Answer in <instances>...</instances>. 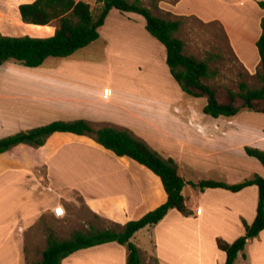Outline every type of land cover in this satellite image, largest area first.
Instances as JSON below:
<instances>
[{"label": "crops", "instance_id": "0c3cea01", "mask_svg": "<svg viewBox=\"0 0 264 264\" xmlns=\"http://www.w3.org/2000/svg\"><path fill=\"white\" fill-rule=\"evenodd\" d=\"M32 1L34 0H17V11L20 18L19 4ZM259 2H264V0H176L169 4L170 6L164 5V8L171 16L193 17L208 25L219 24L232 55L242 65L245 72L254 75L260 69L261 62L257 42L262 33L261 22L264 18V7L260 6ZM40 26L49 27L51 24ZM52 28L51 32L41 30L23 34L6 33L0 30V35L28 34L46 37L54 34L56 27ZM103 36H107V45L104 48H109V51L111 49V56H120L117 52L121 53V50L116 51L112 45L115 42H123L135 62H140L137 58H141V61L146 63L144 66L136 65L135 69L138 68V70L133 71L140 73L142 75L140 77L149 81L152 86L156 85L155 87L162 91L160 96L171 101L178 95L177 98L182 100L184 92L170 73L166 62V48L147 31L146 19L142 15L112 9L104 25L100 27V37ZM69 67L60 66L52 69L51 72H59L58 69L67 70ZM51 74L46 77L45 88L40 85L33 86L41 93L39 96H37L38 93L33 94V103L18 105L14 103L15 98L13 97L4 99V102H11L10 105L0 102L2 126H18L13 122L10 123L11 121H6L5 118L16 119L15 122H19L21 111H23L25 120L36 119L38 115L48 117L50 113H55L57 116L65 114L77 117H73L74 120L86 119L91 125L92 122H96L99 126L94 127L95 129L105 125L116 128L126 127L132 131L135 129L136 131H133L135 135L147 138L146 140H149L148 142L152 145L154 142L150 138L160 137L163 133L174 138L186 135L190 138L189 144L174 140L159 146L154 145L158 147L154 150L177 162L184 178L183 163L185 162L178 153L185 152L187 146L189 148L187 152L189 164L187 165L190 171H194V165H196L194 163H198L195 161L197 154L204 158L222 155L217 160H210L212 163L205 164L209 175L200 180L212 179L236 184L252 178L255 174L264 176L262 163L245 151L246 146L264 150V113L242 110L233 116L213 118L212 116L207 117L208 114L204 112V114L193 112L179 115L178 118L177 116L171 118L179 123L177 125L178 134L174 130L167 128L164 130V126L159 127L160 122L165 121L166 115L146 114L141 120L146 124L139 122L140 125H138L142 129L138 130L137 127L134 128L131 125L133 121L128 120V115L109 108L111 105L117 107L116 103H104L106 108L98 106L99 101L94 97L93 88H86L80 83H70V81L61 80L53 73ZM131 81L134 82L132 79ZM0 84L1 89L5 90L6 84L3 82ZM143 84L145 88L151 87L146 83ZM44 89L52 92L50 96L42 95ZM164 98H162L163 101ZM44 101L45 103H41ZM59 118L55 120H66ZM144 125L155 129L156 135L148 132ZM59 137L65 138L59 140ZM69 138L80 140L77 144L91 148L90 150H96L95 146L103 149L93 138L86 135L55 134L48 141V146L52 151H49L47 146L41 147L46 151L45 174L39 169L42 165H34L43 185L49 184V180L44 176L51 175L50 159L62 143L71 140ZM65 143L63 147L69 145ZM175 143H178V146L180 144L178 151L174 148ZM152 145L150 146L153 148ZM16 147L27 148L28 146ZM203 149L210 151L204 153ZM108 152L110 154H103V156L100 152L93 155L91 160L84 162L88 164L82 162L88 172L78 170L76 182L69 189L76 194V197L64 193L63 197H58L59 202L56 205H54V200L49 202L52 200H49L50 197H45L42 203L47 205L44 207L45 211H43L44 208L31 209V205L36 203L35 197L25 195L20 198V203L29 206L28 209L23 210L24 213L20 217H16L17 213L14 215V221L7 227L6 234L3 219L0 223V264H24L26 234L36 225L42 215L52 213L55 208L68 206L74 201H82L87 208L92 210V214L112 224L123 226L126 221L137 218L162 202L164 191L157 176L128 158H119L112 152ZM8 153L9 151L0 154V157ZM30 167L18 160H10L6 165H0V169L3 168L0 180L7 170L20 171L31 176V172L28 171ZM185 180L187 184L190 179L185 178ZM200 180L191 181L197 183ZM185 187L186 185L183 188V194L187 199V205L194 211L193 215L184 216L177 209H170L157 224L148 225L135 233L138 234L142 230L147 231V236L143 235L142 241L136 243L142 251L143 264H150L151 261L154 264H225L227 256L218 247L217 238L221 237L228 242L235 241L245 233L244 221L252 223L256 218L259 188L255 184L248 185L239 191L221 187L200 190L192 185V190L187 195L184 192ZM42 190L47 191L44 188ZM17 207L21 212L19 205ZM126 262L127 247L118 242H108L80 249L66 257L62 264H126ZM235 264H264V230L258 236L248 239L244 250L239 252Z\"/></svg>", "mask_w": 264, "mask_h": 264}, {"label": "rangeland", "instance_id": "374dc122", "mask_svg": "<svg viewBox=\"0 0 264 264\" xmlns=\"http://www.w3.org/2000/svg\"><path fill=\"white\" fill-rule=\"evenodd\" d=\"M84 1L91 4L93 13L99 12L101 7L99 0ZM175 1L176 0H142V3L150 7L156 15L166 18H177V16H171L164 8V5L170 6L169 4ZM183 20L184 23L181 30L178 32V36L185 41L187 52L207 60L211 68L217 70L216 76L207 79V83L228 86L233 89H237L241 80H245L251 85L257 83L255 77L245 72L242 65L234 55H232L228 48L227 41L223 38L219 24L208 25L193 17H186ZM54 26L56 27V22L52 23L49 27L26 23L19 18L17 0H0V30L6 33L23 34L41 30L51 32ZM106 39L107 36L98 38L92 42V44L77 51L74 56L62 58L50 57L41 67H27L15 60L8 61L0 66V83L3 82L6 84L5 90L1 89L2 86L0 84V102L2 103L4 99L13 97L15 98L14 103H18V105H24L29 102L33 103V94L38 93L37 96L41 94L40 91L37 88H33V86L37 87L40 85V87L43 86V88H45L47 83L46 77L53 73L61 80L65 79L66 81H70V83H80L86 88H93L95 91L94 97L99 101L98 106L106 108L107 106L104 103H116L117 107L111 105L109 108L128 115V120L133 121L131 125L134 128L137 127L138 130L142 129L141 126H139L140 124H146V122L141 121L142 116H146V114L166 115L167 119L165 118V121L162 123L160 122L159 127L164 126V130L165 128L171 131L174 130L176 134L179 133L177 132V125L179 123L171 118L175 116L178 118L179 115L192 114L193 112L204 114L203 107L207 103L206 97H193L184 93L182 100L181 98H177L178 95L171 101L166 100V98L160 96L162 91L158 90V88L155 87L156 85L152 86V84H149V81L143 80L140 77L142 76L140 73H134L133 70L136 68V65L144 66L146 63L141 61V58H137L140 62H135L123 42H115L112 45L116 51L117 49L121 50V53L117 52L120 56H111V49L109 51V48H104L107 45ZM114 48L112 49L114 50ZM60 66L70 67L67 70L58 69L59 72H51L52 69L59 68ZM79 67L81 68L79 69ZM136 70H138V68L135 69V71ZM131 79L134 80V82L131 81ZM143 83L151 87L145 88ZM51 93V91L44 89L42 95L48 97ZM162 98H164V101ZM4 103L10 105L11 102L5 101ZM41 103H45V101ZM103 112L106 113L105 110H103ZM23 116V111H21L19 122H15L16 119L5 118L6 121H11L10 123L13 122L18 126H2L3 122L0 121V138L29 129L30 127L47 124L59 117H68L59 118L66 119L67 121L77 118L65 114H59L57 116L55 113H50L48 117H41L38 115L36 119L31 118L29 120L23 119ZM207 117L211 118L209 115H207ZM98 126L96 122H92L93 128ZM127 126H129V124ZM144 127L148 132L150 131V133L156 135L155 129L149 125H144ZM133 131L135 132L136 130L134 129ZM138 133H141V131H138ZM178 137L179 136L176 138L168 137L163 133L160 137L150 138V140L154 142L153 145L148 142L149 140H146L147 138L142 139L150 143L153 149H158L156 146L162 145L163 143L165 144L167 141H182L184 144H189L191 142L190 138L186 135L180 137L181 139ZM64 138L59 137V140ZM65 142L69 145L63 147ZM65 142L57 148L58 151L56 150L55 155L50 159L51 164L49 168L51 175L49 174V177L43 175L49 180V184L45 185L42 184L39 175L34 169V165L40 164L42 166H40L39 169L45 174L46 165H44V160L46 151L43 148L38 146H28L27 148L14 147L8 154L0 157V165H6L10 160H18L24 165L31 166L28 168V171L31 172V176L15 170H7L5 174L1 176L0 223L3 219L5 234L7 227L14 221V215L17 213L16 217H20L29 207L20 203V198H22V196L27 195L35 197L36 203L31 205V209L33 210H41L47 206L42 204L44 203L45 197H50L49 200L52 199L49 202L54 200V205L59 202L58 197H63L64 193L66 195L72 194L76 197V194L69 189L71 185L76 182L78 170L81 169L84 173L88 172V169L83 167L82 162L84 163L91 160V157L99 152L102 156L103 154H110L108 151L99 149L96 146V150L94 149L95 151L90 150L91 148L77 144L80 142V140L77 139L66 140ZM179 146L178 143H175L174 148H176V151L179 150ZM59 148L61 149L59 150ZM188 151L189 148L187 146L185 152L180 151L178 153L182 161L185 162L183 163L185 178L190 179L184 190L186 195L192 190V181H198L209 175L207 171L208 167L205 164L211 162L210 160H217L219 156H222L215 155L213 158H204V156L197 154L198 157H196L195 161L198 163H194L196 164L194 165L195 169L194 171H190L187 165V163L189 164ZM206 151L210 150L203 149L204 153ZM43 188L47 191H43ZM68 190L69 192H67ZM61 193L62 195H59ZM17 205L21 208V212L20 210L18 211ZM43 211H45V208ZM91 211L92 210L87 208L82 201H74L68 206L55 208L52 213L42 215L36 225L26 234V259L24 264H35L41 258V253L45 249L47 243V233L50 230H54L59 236L69 237L73 230H88L91 226L100 229H120L118 225L112 224L106 219L99 218V216L92 214ZM146 234L147 231L142 230L138 234H135L132 241L135 243L141 242V238ZM150 264L154 263L151 261Z\"/></svg>", "mask_w": 264, "mask_h": 264}, {"label": "trees", "instance_id": "16d2710c", "mask_svg": "<svg viewBox=\"0 0 264 264\" xmlns=\"http://www.w3.org/2000/svg\"><path fill=\"white\" fill-rule=\"evenodd\" d=\"M101 7L93 13L91 4L84 0H34L19 4L21 20L35 25H48L56 22L53 35L40 37L32 35H0V66L15 60L27 67H39L50 57H69L90 45L100 37L102 27L112 9L133 12L146 19V29L166 48V62L173 78L182 91L193 97H206L203 112L212 117L233 116L242 110L264 113V18L262 33L257 42L260 54V69L253 75L257 80L251 85L241 80L237 89L213 85L206 82L213 78L217 70L209 62L186 50L185 41L178 36L185 17L166 18L154 14L143 5L142 0H99ZM264 7V2H259ZM58 133L90 136L104 150L119 158H128L157 176L164 191V199L155 208L137 218L126 221L120 229H100L91 226L88 230L75 229L69 237L59 236L54 230L47 233V243L41 258L35 264H62L72 253L108 242H118L127 247L126 264H143L142 251L132 241L140 229L157 224L170 209H177L184 216L194 211L187 205L183 194L186 185L179 166L173 158H166L154 150L144 139L126 127L102 126L94 129L86 119L54 120L0 138V154L16 146H38L49 148V139ZM249 156L258 159L264 166V150L246 146ZM191 184L200 190L221 187L239 191L248 185L259 188L257 215L252 223L244 221L245 233L233 242L217 238L218 247L226 253L225 264H235L240 251L244 250L248 239L264 230V176L255 174L252 178L236 184L212 179L200 180Z\"/></svg>", "mask_w": 264, "mask_h": 264}, {"label": "bare ground", "instance_id": "6f19581e", "mask_svg": "<svg viewBox=\"0 0 264 264\" xmlns=\"http://www.w3.org/2000/svg\"><path fill=\"white\" fill-rule=\"evenodd\" d=\"M40 67H41V66H40ZM90 263H91V262H90ZM90 263H89V264H90Z\"/></svg>", "mask_w": 264, "mask_h": 264}]
</instances>
